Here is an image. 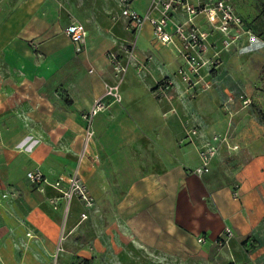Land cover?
<instances>
[{
	"label": "crops",
	"instance_id": "1",
	"mask_svg": "<svg viewBox=\"0 0 264 264\" xmlns=\"http://www.w3.org/2000/svg\"><path fill=\"white\" fill-rule=\"evenodd\" d=\"M227 1L250 29L222 54L230 75L218 68L214 89L184 92L171 76L181 57L146 23L122 100L106 99L84 153L82 114L114 80L106 53L132 39L118 0H0V264H264V137L241 101L264 66V0ZM149 2L132 5L144 14ZM72 21L87 32L80 52L64 33ZM226 131L238 147L196 174L198 145ZM36 168L48 180L78 170L93 207L73 196L66 209L28 181ZM224 227L233 236L218 246Z\"/></svg>",
	"mask_w": 264,
	"mask_h": 264
},
{
	"label": "built area",
	"instance_id": "2",
	"mask_svg": "<svg viewBox=\"0 0 264 264\" xmlns=\"http://www.w3.org/2000/svg\"><path fill=\"white\" fill-rule=\"evenodd\" d=\"M132 1L118 0L119 18L124 19L132 39L121 45L122 55L114 50H108L106 53L114 80L105 84L102 95L95 98L91 107L82 114L85 121L84 153L88 152L93 141V118L108 106L106 99L114 103H120L122 100L120 89L122 79L129 66L137 62L134 52L135 44L146 23L151 25L152 36L157 42L174 46L183 62L175 74L183 85V91L193 96L214 87L213 78L206 79L222 64V54L236 43L242 33L250 34V29L245 27L242 17L235 12L227 0H150L149 11L144 14L135 10ZM200 18L204 19L207 27L200 24ZM169 25L172 27L171 32L167 31ZM64 33L75 45L76 52H80L87 34L83 24L72 21L64 27ZM143 69H145L144 65L137 63V73H142ZM168 82L171 83L168 80L162 90L169 88ZM241 98L243 105L250 103L249 98L243 96ZM199 135L197 126H189L186 130V138L192 142ZM229 138V131H226L214 133L202 140L197 147L200 163L194 169L196 174L208 172L210 162L218 154L222 145H226L231 150L238 147L236 144L230 145ZM93 158L96 159L95 154ZM26 178L40 189L43 186H50L57 190L66 201V209L73 196L78 197L86 208L94 205V199L88 192L78 170L68 175L60 174L54 180H48L36 168L28 171ZM86 217L85 212L80 214L81 220ZM232 236L231 228L224 227L214 243L218 246H226ZM197 241L203 243L205 239L203 236H198Z\"/></svg>",
	"mask_w": 264,
	"mask_h": 264
},
{
	"label": "rangeland",
	"instance_id": "3",
	"mask_svg": "<svg viewBox=\"0 0 264 264\" xmlns=\"http://www.w3.org/2000/svg\"><path fill=\"white\" fill-rule=\"evenodd\" d=\"M224 69L226 70L227 73L229 72L227 70L228 68H224L220 66L219 67V70H220L219 74L221 75V76L219 75L220 78H226L224 74H221L222 73L221 71H223ZM252 71H253V68H252ZM174 75L176 74H172L171 76H174ZM229 75H230V72H229ZM219 77H217L216 75L214 76V74L211 73L210 76L206 80H210V78H219ZM252 78H254V81L252 82L253 96H249V97L246 96L247 98L250 99V103H249L250 112L247 113V116L245 115L246 116L245 119L247 123L251 125L253 134H257L261 137H264V121H261L257 115V110H260L264 116V66L259 68V75L258 76L253 75ZM212 89H214V87H211L208 90H212Z\"/></svg>",
	"mask_w": 264,
	"mask_h": 264
},
{
	"label": "trees",
	"instance_id": "4",
	"mask_svg": "<svg viewBox=\"0 0 264 264\" xmlns=\"http://www.w3.org/2000/svg\"><path fill=\"white\" fill-rule=\"evenodd\" d=\"M257 115L261 121H264L263 113L260 110H257Z\"/></svg>",
	"mask_w": 264,
	"mask_h": 264
}]
</instances>
